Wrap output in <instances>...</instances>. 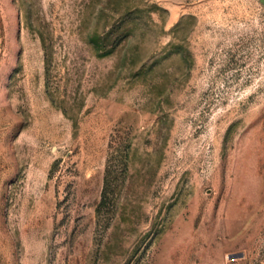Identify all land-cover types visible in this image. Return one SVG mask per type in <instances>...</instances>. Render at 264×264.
Masks as SVG:
<instances>
[{
  "label": "rangeland",
  "instance_id": "obj_1",
  "mask_svg": "<svg viewBox=\"0 0 264 264\" xmlns=\"http://www.w3.org/2000/svg\"><path fill=\"white\" fill-rule=\"evenodd\" d=\"M0 264H264V0H0Z\"/></svg>",
  "mask_w": 264,
  "mask_h": 264
},
{
  "label": "water",
  "instance_id": "obj_2",
  "mask_svg": "<svg viewBox=\"0 0 264 264\" xmlns=\"http://www.w3.org/2000/svg\"><path fill=\"white\" fill-rule=\"evenodd\" d=\"M240 257H242V256H240Z\"/></svg>",
  "mask_w": 264,
  "mask_h": 264
}]
</instances>
